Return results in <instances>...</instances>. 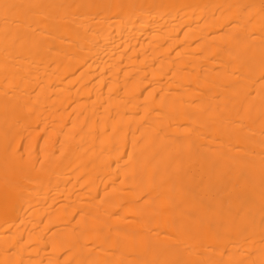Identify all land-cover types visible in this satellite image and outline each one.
Masks as SVG:
<instances>
[{
  "label": "bare ground",
  "instance_id": "bare-ground-1",
  "mask_svg": "<svg viewBox=\"0 0 264 264\" xmlns=\"http://www.w3.org/2000/svg\"><path fill=\"white\" fill-rule=\"evenodd\" d=\"M0 264H264V0H0Z\"/></svg>",
  "mask_w": 264,
  "mask_h": 264
}]
</instances>
